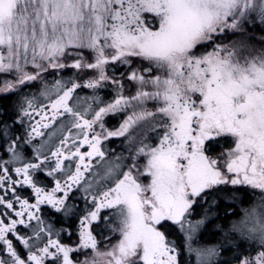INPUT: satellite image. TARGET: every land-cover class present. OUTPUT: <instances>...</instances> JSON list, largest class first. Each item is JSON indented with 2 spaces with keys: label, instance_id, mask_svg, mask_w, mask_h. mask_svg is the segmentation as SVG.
I'll list each match as a JSON object with an SVG mask.
<instances>
[{
  "label": "snow or ice",
  "instance_id": "snow-or-ice-1",
  "mask_svg": "<svg viewBox=\"0 0 264 264\" xmlns=\"http://www.w3.org/2000/svg\"><path fill=\"white\" fill-rule=\"evenodd\" d=\"M0 264H264V0H0Z\"/></svg>",
  "mask_w": 264,
  "mask_h": 264
}]
</instances>
